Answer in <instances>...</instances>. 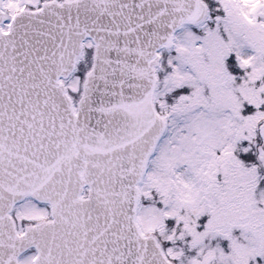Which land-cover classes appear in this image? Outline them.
<instances>
[{
  "label": "snow or ice",
  "instance_id": "1",
  "mask_svg": "<svg viewBox=\"0 0 264 264\" xmlns=\"http://www.w3.org/2000/svg\"><path fill=\"white\" fill-rule=\"evenodd\" d=\"M0 264H264V0H0Z\"/></svg>",
  "mask_w": 264,
  "mask_h": 264
}]
</instances>
